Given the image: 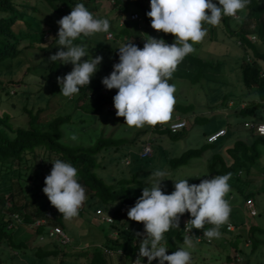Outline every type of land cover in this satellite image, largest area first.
<instances>
[{
    "label": "trees",
    "instance_id": "1",
    "mask_svg": "<svg viewBox=\"0 0 264 264\" xmlns=\"http://www.w3.org/2000/svg\"><path fill=\"white\" fill-rule=\"evenodd\" d=\"M44 1L60 15H69L76 4L82 3L96 17H98L100 11L96 6L97 3L103 1L110 3L118 17L110 23L111 27L109 33H115L116 39H120L121 37H124L125 39L131 36L136 37L137 32L135 28L140 24L127 21L120 29L119 23L121 18L119 20V17L125 13L130 14L134 11L139 12L142 9L143 23L146 28L159 34L161 38L170 45L175 42V37L171 34H164L163 32H157L152 29L151 19L147 16L148 10L142 5L141 0ZM213 2L218 4V0H213ZM21 8L17 5L16 0H0V65L8 60L18 58L23 53L21 44L26 40L30 42L29 48H39L44 51L57 42L54 39L50 40V35H48L47 41L44 40L42 42H37L38 44L36 46L33 45L35 42L33 35H35L37 31L42 30L43 21L37 18L34 14L38 9L27 4H22ZM244 11L246 12L244 14L245 18L243 16V19V14L241 12L237 13L239 18H233L230 16L222 18V24L229 35L236 39L235 42L237 44L239 41L242 42V44H238V46L243 53L241 70L244 87L253 93L250 96L251 99L246 102V106L242 109L239 108V110L233 115L236 120H240L236 122V125L231 124V129L236 128L235 126L237 125H242L246 128V122L264 123V0H250L249 5ZM231 19L235 21H241L242 19L240 25L241 29L233 30L230 24ZM249 23H251L253 27L252 31L246 30ZM203 27L207 29L211 37L215 36L217 31L213 25L205 23ZM117 28L119 31L116 32ZM134 32L135 34H132ZM254 36H257L256 38L259 43L252 41V37ZM51 38H58V34ZM44 39L46 38L44 37ZM74 42L78 41L76 40ZM189 43H191V41H189ZM43 44H47V46H44ZM96 44L98 47L103 48L105 53L111 55L112 59H116L115 56L117 54L119 55V47L117 44L110 47L106 45L104 40H96ZM115 53L117 54L114 55ZM193 57L194 56L192 55L190 62L189 60L186 62L187 64L185 68L188 69L189 74L195 72L200 79H202L206 63L201 61L204 66L198 71L194 66L195 58ZM54 65H56V67H53ZM57 65L58 63H53L51 65L50 70L52 73L58 72ZM179 66H181V64L178 65V68ZM112 71V66L107 67L106 74L93 77L88 87H81L79 93L75 94L71 100L69 97H63V95L60 94L61 88L56 91H51L52 97L54 98L59 95L61 97L60 99H63V101H68L69 99L71 104H73V111L77 110L78 112H84L92 116H100V114L108 113L110 110L116 111L113 98L118 90H108L102 84V79L109 76ZM36 77L38 78L40 75ZM48 80L51 82L49 89L52 90L54 86H57L52 83L50 78H45L43 82L49 84ZM39 83H41V81H39ZM43 89L44 87H41V91ZM227 99L228 98H226V100ZM225 104H221L218 108L227 106ZM236 104L237 106L240 105L238 102ZM67 106L69 105L63 106V108L67 109ZM25 112L29 116V124L25 127L19 128L13 127L7 114H0V243H7L9 245L8 247L14 251H27L30 248L28 247L29 241L17 243L16 238H14V233L19 234L24 230H28V226L34 224L38 220L48 221L49 226L61 227L62 229L66 228L65 222H63V216L51 205L50 201L47 200V202L44 203L39 201V196L42 194L43 185L45 184V174H50L53 167L52 162L60 159L65 162H70L78 169V180L87 190L86 194L89 196L88 202H90V205H93V202H95L96 206L104 205L107 207V210H110L113 216L114 222L110 224V232H116L117 237L111 239L106 235L107 241L103 252H106L108 249L113 251L122 250L124 252L123 255L127 260H130L132 263L135 262L139 257V244L140 239L142 238H137L136 233H144V225L142 223L131 221L128 218V210L133 207L137 199L141 197L140 193L135 195L134 193H137V191L135 192L136 189L129 185L132 183H140L137 178L139 177L138 174H141L142 171H138L139 169L144 170L145 173L143 178L145 179L150 176L151 171L144 166L135 168L137 171L133 175L134 179L132 181L124 174V177L119 179L116 176L107 174V178L112 182L109 183L110 181L108 182L103 178L104 176H102L100 170L104 164L111 165L116 163L118 159V157H111V159L105 163V159H102L105 153L112 150L116 151V153H121L123 152L122 148L126 146L127 143L129 146L130 144L135 146L141 141L143 142V146L148 142H151L152 145H154L152 142V136V139L148 138L147 140L146 136L149 132L144 131L141 132V134L138 133L131 141L110 136L97 139L92 146H73L64 141L62 127L72 123L73 116L76 112L72 114L71 112L68 114H58L49 117L45 115L47 113L46 109H41L37 113L26 109ZM152 127L153 129H151L150 132L152 135L156 136V138L154 137L155 141L158 139V136L161 135L168 136V138H171L173 141H180L186 130L184 129L174 133L169 128L161 127V123ZM233 131L235 130H231L230 134L216 143H208L207 141L202 147L189 149L180 157L169 156L161 158V161L163 160L167 166L175 170L189 165L195 158H203L207 163L209 174L208 179H211L216 175H226L231 173V179L229 180L231 190L228 194H240L243 197L245 208H247V202L255 200L254 194L247 193V190L249 186L254 183V180H256L254 172L260 167L261 160L264 156V136L256 135V137H254L251 135L250 137L253 139H247L246 136L241 135V132L234 133ZM203 134L208 138L209 133L204 132ZM142 135L146 140L141 137ZM141 149H143V147L139 149V153L141 152ZM39 151L41 153H39ZM40 158L44 161L46 160L47 166L45 168L44 165L38 163ZM125 158H127V154L123 152L121 160H124ZM133 163V166H136L135 162ZM104 168L106 170L108 169V166H105ZM116 168L118 171L119 169L121 172L123 171V167L120 168L117 165ZM262 172L264 173V169ZM29 178L34 179L36 183L37 180L42 179L40 193L30 194L26 191L23 184ZM200 182V180L193 179L189 181V184L199 185ZM18 195H23L24 197V204L21 206H18L16 203ZM225 199H227V196ZM255 206L258 210L259 204H256ZM246 212L247 215L249 214L250 216L249 211L246 210ZM14 214L20 215L23 218L25 225L9 229L8 226L13 223L11 215ZM259 215L260 212L258 211V216ZM190 218V214L185 213L180 218L179 228H172L169 232L165 233L164 242L167 244L168 254H172V252L176 251L178 246L183 243V238L186 236V224ZM229 225L235 226L237 230H228ZM241 225H244V223L241 222L238 224L234 221H228L226 224L222 225L220 227L222 235L217 239L219 240V247L228 243L236 253L240 254L241 251H239L238 246L243 235H237V233L240 232ZM188 226H190L191 229V225ZM252 226V224L251 226H248L249 232L245 238L250 242L253 241V249L257 250L260 246L264 245V242L256 236V231L260 229L257 230ZM212 227H214V225L205 224V230ZM46 232L47 225L40 227L36 233L34 232L38 242L40 241L39 236L45 235ZM191 233V236L197 238L199 234H203V230L193 228ZM31 240H34V237H32ZM42 243L44 242H40L41 245L33 248L34 255H24L25 258H29L30 264H37L40 260L54 258L60 253L62 256H65V251L61 250L58 241H50L47 245H43ZM204 243L212 245L213 239L210 243L205 241ZM104 255L105 254L102 252H95L92 261H86L87 254L86 257L77 256L75 257L76 262L70 264H78L79 258L83 260V264L104 263ZM225 263L240 264L241 261H236L234 257L230 255L225 257ZM0 264L10 263L0 259ZM59 264L67 263L61 259Z\"/></svg>",
    "mask_w": 264,
    "mask_h": 264
},
{
    "label": "rangeland",
    "instance_id": "2",
    "mask_svg": "<svg viewBox=\"0 0 264 264\" xmlns=\"http://www.w3.org/2000/svg\"><path fill=\"white\" fill-rule=\"evenodd\" d=\"M17 5L21 8L22 4H27L33 8L38 9L35 14L37 18L41 19L43 22L42 30L37 31L34 37V44L37 42L47 41L48 35L50 37L56 36L59 31L58 21L63 18L64 15L57 14L47 2L44 0H16ZM99 11L98 18H106L109 22H113L117 19L116 11L113 10L112 6L108 2H98L97 5ZM23 9V8H21ZM30 12V10H29ZM142 14V9L139 11ZM245 12L242 11L245 18ZM129 13H125L119 17L127 18ZM144 16V15H143ZM116 17V18H115ZM229 17V16H227ZM241 19V21H242ZM223 20V19H222ZM241 21L230 20L231 28L233 30L241 29ZM115 24V23H114ZM120 27V26H119ZM216 28L215 36L208 33L202 42L197 43L194 46L196 51L194 52V63L198 71L204 66V74L202 79L197 73H188V69L185 68L186 62L192 57L191 54L185 57V59L180 63L181 66L177 68L174 72L173 77L169 80L170 84H174L176 87L175 98L176 104L174 105V110L172 114V119L168 122L174 121L177 118L186 119L188 122V127L184 132V136L180 141H173L168 136H158L155 141L156 136L151 134L152 126L145 125L142 128L129 127L125 124V120L122 117L116 116V111L110 110L108 113L100 114V116H92L84 112L73 111L74 107L71 104L72 97H69L68 101H63L60 99L59 95L52 97L51 91H56L60 88L57 83V77H64L66 74L72 71V65L59 64V62L49 61V57L54 55L59 51L57 42L52 44L45 51L39 48H29L30 42L28 40L21 44L23 53L16 59H11L0 65V114H7L10 118V123L14 128L25 127L29 124V116L26 114L25 110H32L37 113L41 109H46L47 113L45 115L56 116L58 114H68L71 112L75 113L73 116L72 123L64 125L62 130L64 132V141L73 146H92L97 139L101 137L123 138L125 140H133L138 133L148 131L146 139L153 138V153L151 156L142 158L139 156V149L144 147L143 142H139L137 145H131L127 143L126 146L122 148V151L130 156L132 160L131 166H125L124 160H121L123 152L116 153V151H110L105 153L102 159H105V163L108 162L111 157H118L117 162L111 165H105L101 168V173L103 178L109 183H112L107 174L116 176L118 179L126 175L131 181L134 179L133 175L136 173L135 168L146 167L150 169L151 172L160 169L167 170L170 175L166 177V181L162 182L163 190L166 194L174 191V182L180 179H188V182L193 179L202 180L208 179V169L207 163L203 158L193 159L189 165L185 167H180L179 169L173 170L161 158H166L169 156L180 157L185 151L193 148H200L207 142V137L203 134L207 132L210 134L217 132L221 128H226L228 134L231 130L234 133L241 132V135L247 137V139H253L250 136L256 137V133L251 130L244 128L242 125L235 126L236 128L231 129V124L236 125L237 119L233 116L236 111L246 106L253 94L244 87L243 75L241 71L242 65V50L235 42L236 39L232 38L229 33L225 30L222 21L219 25L214 26ZM121 29V27H120ZM137 34L136 37L131 36L128 38L121 37L116 39L115 33H113V38L107 40L110 33L97 34L93 37L86 38L80 37L77 39L78 42H74L78 45H83L89 53L95 58L97 55L102 56V63L98 66L99 71L94 75V77L106 74L107 67H113L119 62V55L115 53L116 59H112V56L105 53L103 48H100L96 44V40L105 41L107 46L113 47L115 44L120 47L123 44L133 42L137 47L143 48L144 39L147 36L160 39V35L154 31L146 28L145 24L142 22L135 28ZM247 31H252L253 27L251 23L246 27ZM119 31L118 28L116 32ZM133 32V31H132ZM132 34H135L132 33ZM44 37L46 39H44ZM139 37V38H138ZM257 36L252 38L253 42L259 43ZM96 39V40H95ZM66 50V49H65ZM193 54V53H192ZM87 59V57L83 58ZM200 60V62H199ZM253 60V59H252ZM53 63H58L57 73H52L50 67ZM53 67H56L54 65ZM183 68V69H182ZM40 77H36L39 76ZM45 78H50L54 86L49 89L51 82L44 83ZM41 81V83H39ZM229 85V86H228ZM41 87L44 89L41 91ZM244 88V89H241ZM65 97V96H63ZM236 97L237 102L240 103L239 106L233 102V98ZM230 99L229 103L228 99ZM226 100V101H225ZM50 101V102H49ZM225 101V102H224ZM227 105V108H218L221 104ZM71 104V105H70ZM67 106L64 109L63 106ZM213 113V114H212ZM216 116L214 117V115ZM44 116V115H43ZM167 123V122H165ZM231 129V130H230ZM227 134V135H228ZM208 135V136H209ZM144 138V136H141ZM151 138V139H152ZM144 138V140H146ZM264 152V149H263ZM39 153H41L39 151ZM102 162V161H101ZM135 162L136 166H133ZM38 163L47 166L46 160L39 159ZM123 167V173L121 170L116 168ZM105 166L108 169L105 170ZM264 169V156L261 160L260 167L255 170L254 183L249 186L247 193L254 194V205L259 204L258 211L260 215L258 217H250L247 215L243 197L238 193H232L227 195V200L231 205V213L228 221H234L238 224L243 222L246 226L255 227V229H260L256 231V236L264 242V176L262 170ZM141 174H138L137 178L140 183H132L129 186L135 188V195L142 193L145 185L144 170ZM99 174V173H98ZM124 174V175H123ZM48 176L49 174H45ZM151 175V173H150ZM24 187L26 191L30 194L40 193L42 188V179L37 180L29 178L24 182ZM45 184L43 185V188ZM39 196V201L41 203L47 202V196L41 192ZM89 196L87 195V200L80 209V213L77 217L71 220H65L66 227L70 237L73 238L74 243L68 246L61 247L62 251H65V256L60 253L54 258L43 259L37 262V264H59L60 260L67 264L76 262L75 257L80 256L79 252H76L79 248L80 252L87 253L86 261H92L95 252L103 253L104 246L106 245V235L111 239L117 237L116 232H110L111 225L102 220V216H96V210L101 208L104 215H110V210L104 205L96 206L95 202L90 205L88 202ZM17 205L21 206L24 204L23 195H18ZM251 228V227H250ZM244 229V231H242ZM243 229L240 228V232L237 235H243L241 241H239L238 249L241 251V258L243 259L240 264H264V245L260 246L259 249L254 250L253 241L250 242L245 238L249 232V228L245 226ZM251 234V233H250ZM34 237V240L31 238ZM105 237V240H104ZM14 238H16L17 243L22 241H29L27 251H14L7 243H0V259L8 263L16 264H30L29 258H25L24 255H34L33 248L41 245L38 242L35 234L30 229L24 230L19 234L14 233ZM102 242H97L98 239ZM105 241V243L103 242ZM213 239V244L197 243L194 249H191L193 264H225V257L233 256L236 251L227 243L219 247V240ZM49 240L42 243L43 245L49 244ZM218 244V245H217ZM254 250V252H253ZM169 252H167L168 254ZM170 255V254H169ZM83 260L79 258L78 264H83ZM133 264V263H132ZM142 264H148V261ZM152 264H159L158 260H153Z\"/></svg>",
    "mask_w": 264,
    "mask_h": 264
},
{
    "label": "clouds",
    "instance_id": "3",
    "mask_svg": "<svg viewBox=\"0 0 264 264\" xmlns=\"http://www.w3.org/2000/svg\"><path fill=\"white\" fill-rule=\"evenodd\" d=\"M249 3L250 0H218V4L213 0H150L151 10L147 16L152 29L171 34L175 42L170 45L163 39L146 35L142 49L133 42L118 48L119 63L102 79L106 89L118 90L113 98L116 116L124 118L127 126L136 128L170 121L176 104V87L169 80L185 57L196 51L193 45L202 42L207 35L203 25H219L223 17H235ZM57 23L58 38L50 37V40H56L60 50L51 55L49 61L73 66L70 73L57 77L60 94L72 97L81 87H88L103 60L99 55L89 56L86 47L74 41L82 36L90 38L109 33L111 25L108 19L96 17L82 3L76 4L70 14ZM85 57L87 59H83ZM257 131L264 134V123L257 126ZM52 165L43 193L65 220H71L78 216L86 202L87 190L78 180V169L70 162L57 159ZM169 175L166 169L151 172L144 182L141 197L128 210L129 220L144 225V233H136L137 238H142L135 264H142L141 258L145 257L148 264L153 260H158L159 264H193L190 250L200 238L186 235L170 255L164 242L165 233L179 228L180 218L185 213L191 217L186 224V227L191 225L188 231L203 230V237L209 240L219 239L220 227L229 220L231 205L225 197L231 190V173L202 179L199 185L180 179L174 182V191L166 194L162 182L168 180ZM205 224L214 227L205 230ZM113 264H118L116 257Z\"/></svg>",
    "mask_w": 264,
    "mask_h": 264
},
{
    "label": "built area",
    "instance_id": "4",
    "mask_svg": "<svg viewBox=\"0 0 264 264\" xmlns=\"http://www.w3.org/2000/svg\"><path fill=\"white\" fill-rule=\"evenodd\" d=\"M142 5L145 6V8H147L148 12L151 10L150 9V0H141ZM233 18H239L238 15H236ZM131 22V23H139L141 24L143 22V18H142V14L140 12L134 11L131 12L130 14H128L127 18L124 19V17L121 18V21L119 23V26L122 27L126 24V22ZM113 38V33H110L108 35L107 40ZM253 38V37H252ZM239 45L242 44L241 41L238 42ZM261 124V123H255V122H246L245 123V127L249 130H251L252 132H255L257 135L259 136H264V134H261L257 131V126ZM161 127L163 128H169L172 132H179L182 131L184 129H186L188 127V122L186 119L183 118H177L174 121L171 122H167V123H161ZM228 132L227 129H220L215 133H212L208 136L207 141L208 143H216L217 141H219L220 139H223L227 136ZM152 143L148 142L144 145L142 152L140 154L141 157H149L152 155L153 153V148H152ZM131 160L129 157L124 159V165L125 166H130L131 165ZM264 176V175H263ZM253 203H255L254 201H248L246 206V210L249 211L250 213V217H256L258 216V210L256 208V204L254 205ZM97 216H102V220L104 222H107L109 224L114 222L113 216L111 215H104L102 209H98L96 211ZM12 219H13V223L10 224L8 226L9 229H13L18 228L19 226H24V222H23V218L20 215L14 214L11 215ZM110 218V219H109ZM44 225H47V232L45 233V235H40L39 236V240L40 242H46V240L49 241H58L60 246H68L72 244V238L68 235V233L62 229L61 227H54V226H49L48 225V221L46 220H38L36 221L34 224H31L28 226L29 229L33 230L35 233L36 231L40 228L43 227ZM190 229V226H187L185 228V233L186 235H192L191 231L189 232L188 230ZM228 230L230 231H235L237 230V228H235V226L229 225L228 226ZM117 235V234H116ZM197 238L199 239V242H207L210 243L211 240L207 239L206 237H203V234H199ZM122 253L121 255L124 254V252L122 250H118V251H113V250H106L105 254L108 256H114V255H119V253ZM232 257H234V259L238 262L242 261L241 255L239 253H235ZM142 261H147V258H142ZM133 264H135V262H133ZM226 264V263H225Z\"/></svg>",
    "mask_w": 264,
    "mask_h": 264
},
{
    "label": "crops",
    "instance_id": "5",
    "mask_svg": "<svg viewBox=\"0 0 264 264\" xmlns=\"http://www.w3.org/2000/svg\"><path fill=\"white\" fill-rule=\"evenodd\" d=\"M160 39H162L161 38V36H160ZM191 55H194V53L193 54H191ZM242 71V70H241ZM229 86V85H228ZM241 89H244V88H241ZM233 102H235L236 101V97H234L233 99ZM229 101H230V99H228V103H229ZM235 103H237V102H235ZM228 105V104H227ZM222 108H227L226 106H222ZM213 114V113H212ZM216 116V114L214 115V117ZM237 122V121H236ZM221 129H226V128H221ZM220 130V129H219ZM140 155V154H139ZM129 158H130V156H128ZM130 160H131V158H130ZM131 162H132V160H131ZM132 164V163H131ZM98 209H101V208H98ZM111 216H112V214H110ZM96 216H97V214H96ZM245 226L246 228H248V226H246V224H244V225H241V228L243 229V227ZM67 233H68V235H69V232H68V228L66 227L65 229H64ZM242 231H244V229L242 230ZM239 233V232H238ZM70 236V235H69ZM72 238V237H71ZM104 240H105V237H104ZM103 240V242L105 243V241ZM106 241H107V238H106ZM97 242H102V240H101V238L100 239H98L97 240ZM74 243V241H73V238H72V244ZM62 247V246H61ZM77 247V246H76ZM74 248V249H78V250H80L79 248ZM233 249V248H232ZM78 250H76V252H79V254H80V256H84V257H86V254L87 253H85V252H80V251H78ZM234 250V249H233ZM104 254H105V252H103ZM113 257H116L117 259H118V264H132V262H130V260H127L126 258H125V256L124 255H114V256H108V255H104V259L103 260H105V262L104 263H100V264H113Z\"/></svg>",
    "mask_w": 264,
    "mask_h": 264
}]
</instances>
